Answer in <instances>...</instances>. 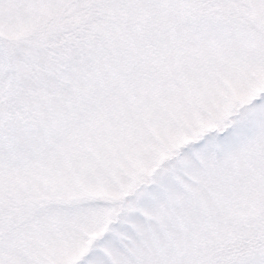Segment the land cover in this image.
Wrapping results in <instances>:
<instances>
[{
	"label": "snow or ice",
	"instance_id": "obj_1",
	"mask_svg": "<svg viewBox=\"0 0 264 264\" xmlns=\"http://www.w3.org/2000/svg\"><path fill=\"white\" fill-rule=\"evenodd\" d=\"M28 3L0 37V264H264V0Z\"/></svg>",
	"mask_w": 264,
	"mask_h": 264
},
{
	"label": "rangeland",
	"instance_id": "obj_2",
	"mask_svg": "<svg viewBox=\"0 0 264 264\" xmlns=\"http://www.w3.org/2000/svg\"><path fill=\"white\" fill-rule=\"evenodd\" d=\"M30 16L31 6L28 0H4L3 4L0 5V37L7 39L9 28L17 29L20 35H25L31 23ZM49 35L61 36L55 31ZM47 37L45 38L46 44H48ZM50 45L55 48L59 43L55 45L50 43Z\"/></svg>",
	"mask_w": 264,
	"mask_h": 264
},
{
	"label": "trees",
	"instance_id": "obj_3",
	"mask_svg": "<svg viewBox=\"0 0 264 264\" xmlns=\"http://www.w3.org/2000/svg\"><path fill=\"white\" fill-rule=\"evenodd\" d=\"M47 38H48V45H49V46H51L50 43H51V44L54 43V45L57 44V43L60 44V43H62V40H63V38H62L61 36L59 37V36H52V35H49ZM53 48H54V47H53Z\"/></svg>",
	"mask_w": 264,
	"mask_h": 264
}]
</instances>
